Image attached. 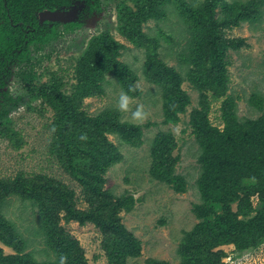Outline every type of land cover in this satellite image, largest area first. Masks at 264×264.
Here are the masks:
<instances>
[{"label":"trees","instance_id":"1","mask_svg":"<svg viewBox=\"0 0 264 264\" xmlns=\"http://www.w3.org/2000/svg\"><path fill=\"white\" fill-rule=\"evenodd\" d=\"M76 3H83L89 11L101 9L100 0H0V138L11 131L10 114L21 106H29L33 99L31 92L18 96L9 93L6 82L12 77L10 70L16 65L31 62L30 49H40L57 36V23H40L41 13L45 10H68ZM164 3H176L189 26V54L184 56V60L192 67L186 80L199 89L213 91L217 97L225 94L227 50L245 45V39L226 37L225 32L243 22L259 19L260 10L255 0L233 3L202 0L197 5L182 0H135L136 9L127 13L128 19L124 24L128 29L127 38L134 45L145 48L144 75L161 90L164 122L175 124L190 104L182 88L185 77L158 57L156 40L141 33L140 25L158 17L161 11L157 7ZM217 8L220 9V16L217 15ZM107 40L97 39L76 64V84L69 95L61 93L58 85H45L39 90V97L56 112L52 153L78 183L86 207L78 208L74 193H67L63 184L42 175L33 179H22L19 175L12 181H0V202L11 194L35 200L48 238L47 245L56 258L55 262L45 264H58L60 254L67 256V264H86L78 240L63 228L71 222L80 226L91 223L110 240L108 245L103 239L101 247L110 249L115 246L113 251H108L111 264H124L126 254L134 256L138 253L137 244L134 245L136 239L125 230L119 217L120 211L132 208V199L116 197L103 186L109 167L122 159L108 135L117 134L126 143L139 146L141 127L120 122L116 111L90 116L83 110L85 98L102 93V80L107 74L115 73L124 84L134 83L136 79L135 74L117 60V44ZM252 100L262 111L261 115L242 123L235 114L233 102L224 101L222 129L213 127L205 112L196 109L191 113V127L201 150L198 162L202 174L198 185L203 201L193 205V212L201 222L187 233L185 264H221L223 252L211 253L208 244H225L228 236L233 234H236V240H244L252 233L250 230L264 225V210L257 211L253 218L244 222L237 219V214L231 212L227 204L237 200L241 209L240 193H255L264 208V106L255 95H252ZM82 133L87 134L86 141L79 139ZM175 147L171 134L160 133L151 149L150 172L159 181L173 184L176 192H182L181 177L174 174L176 158L172 152ZM245 179H252L254 183L245 185ZM216 203L225 205L219 215L213 210ZM261 232L264 234V227ZM0 236H4L8 246L22 250V238L1 214ZM237 245H240L238 240ZM132 246L133 249L130 248ZM34 262L29 254L3 255L0 249V264ZM147 263L167 264L155 260Z\"/></svg>","mask_w":264,"mask_h":264},{"label":"rangeland","instance_id":"2","mask_svg":"<svg viewBox=\"0 0 264 264\" xmlns=\"http://www.w3.org/2000/svg\"><path fill=\"white\" fill-rule=\"evenodd\" d=\"M182 1L197 5L202 0ZM224 1L233 3L251 0ZM255 1L259 3V19L243 22L225 32L226 37L245 39V45L226 52L224 77L227 82L225 94L221 97L211 90L199 89L186 80L192 67L184 60V56L189 54V26L176 3L158 6L160 15L140 24L141 33L156 40L158 57L185 77L182 88L190 104L175 124L164 122L161 90L144 75L145 48L134 45L127 38L128 29L124 24L128 19L127 13L136 9L135 0H100L99 11L75 14L78 25H70L75 18L71 22L59 24L55 39L40 49H30L31 62L16 65L10 70L12 77L6 82L9 93L18 96L31 92L33 99L29 106H21L10 114L11 131L6 137L0 138V181H12L19 175L22 179L42 175L63 184L67 193H74L78 208L86 207L78 183L52 153L56 112L39 97V90L45 85H58L61 93L69 95L76 84V64L92 43L107 38V41L117 44V60L125 64L136 79L134 83L124 84L115 73L107 74L102 80V93L85 98L83 110L90 116L116 111L120 122L141 127L139 146L126 143L117 134L108 135L122 159L105 173L103 189L116 197H125L129 201L132 199V208L120 211L119 217L125 230L136 239L134 245L138 247L136 255L128 253L124 256V264H148L149 260L167 264L187 263V233L201 222L193 212V205L203 201L198 185L202 174L198 162L201 150L191 127V113L196 109L205 112L209 123L222 129L224 101L233 102L235 114L241 123L261 115L262 111L252 100V95L258 97L264 106V0ZM217 15L220 16L219 8ZM121 92H128L133 97L132 109L142 104L149 112L143 124H133L130 112L124 113L118 109L117 101ZM160 133L171 134L176 142L172 152L176 158L174 174L181 177L182 192H176L173 184L159 181L150 172L151 149ZM243 183L252 185L254 180L245 179ZM240 198L241 209L238 208L237 200L227 203L230 211L237 214L238 220L246 222L257 211L264 210L257 194L240 193ZM223 206V203L213 206L217 215L223 213ZM0 214L7 223L13 225L23 240L22 250L17 251L5 243L4 236H0L3 255L29 254L35 261L33 264L56 261L47 245L48 238L35 200L8 195L0 202ZM262 227L263 224L250 230L252 233L244 240L237 238L240 245H237L236 234H233L228 236L225 244L207 246L213 254L223 252L221 264H264ZM63 228L78 240L86 264H111L108 251H113L115 246L110 249L101 247L103 239L107 240L108 245L111 242L97 227L91 223L80 226L71 222ZM130 248L133 249V246Z\"/></svg>","mask_w":264,"mask_h":264},{"label":"clouds","instance_id":"3","mask_svg":"<svg viewBox=\"0 0 264 264\" xmlns=\"http://www.w3.org/2000/svg\"><path fill=\"white\" fill-rule=\"evenodd\" d=\"M133 103V97L128 92H121L117 101V107L124 113L130 112V121L135 125L143 124L149 117V112L145 109L144 105L138 104L134 109L131 105ZM80 140L86 141L88 139L86 133H82L79 137ZM67 256L60 254L58 264H67Z\"/></svg>","mask_w":264,"mask_h":264},{"label":"flooded vegetation","instance_id":"4","mask_svg":"<svg viewBox=\"0 0 264 264\" xmlns=\"http://www.w3.org/2000/svg\"><path fill=\"white\" fill-rule=\"evenodd\" d=\"M97 10H90V12L95 13ZM44 12H60L63 13L64 18L62 20H49V19H44L41 21V17L43 16ZM83 12H89V10H86L85 5L83 3H76L75 5L71 6L68 10H45L41 13L39 21L40 23H44V22H56L57 25L55 26L56 30H57V26L59 24H63L66 22H71L74 18H75V14L79 13L82 14ZM69 14V15H68ZM77 16V15H76ZM76 19V18H75ZM78 20V18L73 21L74 23H77L76 21ZM71 22V23H73Z\"/></svg>","mask_w":264,"mask_h":264},{"label":"water","instance_id":"5","mask_svg":"<svg viewBox=\"0 0 264 264\" xmlns=\"http://www.w3.org/2000/svg\"><path fill=\"white\" fill-rule=\"evenodd\" d=\"M63 18H64V15L63 13H60V12H44L43 16L41 17V21L44 19L62 20Z\"/></svg>","mask_w":264,"mask_h":264}]
</instances>
